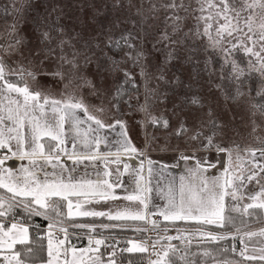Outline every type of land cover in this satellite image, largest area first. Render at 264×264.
I'll use <instances>...</instances> for the list:
<instances>
[{"label":"rangeland","instance_id":"rangeland-1","mask_svg":"<svg viewBox=\"0 0 264 264\" xmlns=\"http://www.w3.org/2000/svg\"><path fill=\"white\" fill-rule=\"evenodd\" d=\"M7 1L0 0V56H3L12 68H16L17 62H20L38 73L36 80L27 75L23 76V82L27 83L31 90H39L42 96L62 102L69 98L73 101L82 100L88 107V113L78 109L77 111L79 116L84 117L88 126L97 127L94 121L87 120V115L95 116L102 121L106 132L112 134V131L119 130L123 139L139 154L185 150L177 156L175 165L180 184L183 178L185 185L198 186L199 180L203 178L207 179L210 185L223 182L224 179L231 180L234 187L242 185L238 187L235 200L231 196L225 197L224 219L216 223L239 222L237 225L246 227L245 231L221 233L226 235L223 243H191L196 236L190 233L177 239L178 242H189L186 247L225 245L229 240L240 238L242 242L239 246L236 244L237 241L233 242V245L237 246L235 253L247 259L264 257V225L251 229L247 227L264 220V215L259 217L253 214L250 208L245 211L248 204L258 207L256 205L264 202V196H259L255 201L251 198L264 189V171H261L264 169V156L260 155L264 150V112L258 102V94L264 91V84L261 81L255 82L252 78L247 82L229 80L227 67L221 65L223 56L219 59L220 55L214 52L215 50L208 49L209 46L206 45L210 43L209 39L207 42L206 34L197 29V20L193 15L191 18L181 16L182 20L177 22L180 24V31L176 33H173L172 26L169 27L172 22L164 21L165 16L157 11L153 16L147 14L144 28H140L134 15L141 4L151 6V0H19L18 3H22V7L17 4L16 11H10V14L6 15ZM34 8L39 11L37 21L32 12ZM135 23L136 31L127 37L134 47L130 49L125 44L124 49L112 51L109 38L116 41L117 37H126L125 31L134 28L132 25ZM12 25L16 26L15 30L12 29ZM59 29L63 31L59 32ZM43 31H49L54 37L50 45L41 43L40 33ZM165 32L171 36L172 41L177 42L161 40ZM14 38L23 41L19 50L24 53V57L7 53L6 49L8 45L14 43ZM60 40L67 42L62 50L57 47ZM49 46L55 51L46 56L43 50ZM250 48L257 51L253 47ZM74 50L79 53L76 69L59 59L62 51L71 59ZM36 51H39V56L30 55ZM140 51L144 54L142 63L148 75L147 80L141 75V68L134 65L131 58L125 55L127 52L136 55ZM85 56L90 57L88 62H85ZM29 59L32 60L31 65L28 64ZM259 59H262L261 56ZM113 61L119 64V70H112ZM256 62L255 60V66ZM125 71L131 74L128 79L138 83L139 90L130 94L128 101L117 106L114 97L117 87L126 80ZM57 72L61 73L63 78L55 75ZM11 75L20 76L18 73L6 76ZM160 76H163V79H159ZM85 81H91L99 92H94L93 87ZM146 87L154 89V95L146 93ZM238 92L242 95H238ZM193 98L199 103H192ZM100 108L104 111L97 110ZM164 121H167V125ZM82 131L87 132L88 127L85 126ZM209 137L212 138L211 145H208ZM201 148H206L202 151L217 153L210 152L203 156L197 153ZM220 149L221 152H218ZM252 152H255L254 156ZM215 156L216 161L213 160ZM253 174L254 178L248 180ZM241 176L244 179L238 180L237 177ZM231 190L229 188V191ZM68 201L72 202L73 215H68ZM84 201L85 199L79 198L57 200L53 206L56 211L47 210L42 215L60 224L62 230L66 229L68 233H89L88 229L80 228L89 226V223L74 221L75 218L84 216L77 213L89 211L88 202ZM185 220L205 222L204 219ZM75 225L79 227L67 228ZM90 225L113 226L105 223ZM68 233L63 234L60 239L64 243L59 247V257L54 264H59L65 259L70 264L73 248L76 249L78 260L86 264V261H89L90 250L87 252L84 250L90 249L88 243ZM249 235L255 237L253 239L256 245L246 242L245 238ZM27 238L25 246L30 247L38 241H43L45 246L40 255L45 257V260L29 258L18 248L17 243L11 249L6 245L0 246V256L4 264H9L6 257H10L14 252H20V259L24 264H47L51 259L48 256L49 240L51 239L54 246L59 243L52 238L36 239L29 231ZM69 244L71 246H68ZM129 244V248L136 245L147 249L139 241H130ZM176 246L160 247L157 257L151 264L161 261L165 251ZM179 247L181 250V246ZM65 249L68 250L67 255ZM93 253L105 256L103 264H109L110 260L115 261L120 257L105 251ZM11 264H15V261L13 260Z\"/></svg>","mask_w":264,"mask_h":264},{"label":"snow or ice","instance_id":"snow-or-ice-1","mask_svg":"<svg viewBox=\"0 0 264 264\" xmlns=\"http://www.w3.org/2000/svg\"><path fill=\"white\" fill-rule=\"evenodd\" d=\"M221 3L223 5V9L225 12L229 11L230 9L232 11L236 12V16H239V11H236V4L241 3V0H233L232 5L228 3V0H221ZM165 9H171L173 10V15L167 17V19L172 20V30L173 33H176L180 31V24L177 23L178 21L182 20V17L178 15L179 10L183 9L184 11H187V7L183 3V0H180L179 3H177V0H169L168 3L161 5ZM214 5H209V7H213ZM252 5H248V7H251ZM264 7V5H261ZM155 9V5L152 6ZM243 7V4L241 3V8ZM203 11V7L201 8ZM221 14V13H218ZM225 20H227V16L224 17ZM207 19V18H204ZM15 25H12V29L15 30ZM208 27H211L209 25ZM260 27L264 29V24H261ZM220 30H227V25H221ZM218 30V34L219 31ZM248 30L251 31V25H248ZM59 32H62V29L58 30ZM205 34L208 32V28H205ZM231 32H228V35H231ZM187 35V34H185ZM40 39L41 43H47L51 44V41L54 39V37L51 36L49 31H43L40 33ZM251 39V37H249ZM260 39L264 40V32L260 34ZM125 41V44L128 48H133L134 45L131 44V42L127 39V37L122 36L120 40L112 41L111 38H109V43L112 44L114 47L120 48L122 47L120 41ZM161 40L170 41L172 43H176L177 41H172L171 36L165 32L163 36L161 37ZM23 41L19 38H14V43L8 45V49H6L7 53L9 55H20L21 57H24V53L21 52L20 46H22ZM67 43L64 40H60L57 44V47L63 49L64 44ZM235 47V45L233 46ZM248 52H252L251 48L246 49ZM45 52V55H51L54 53L55 49H53L51 46L47 47L43 50ZM39 51H36L35 53H31L30 55L39 56ZM79 53H77L75 50L73 51L71 59L68 58L66 54L60 55L59 59L62 60L64 63L72 65L73 69H76L78 67L76 61ZM126 56L130 57L133 61L134 65L141 68V75L144 76L145 80L148 79V75L143 67V57L144 54L142 51L138 52L136 55H132L131 52L125 53ZM253 55H256L259 57V53H253ZM90 60V57L85 56V62H88ZM42 63V61H41ZM28 64H32V60H28ZM262 67H264V60H262ZM7 69V72H6ZM112 70L116 71L119 70V64L115 61L112 62ZM18 73L22 78L23 76L27 75L32 78V80H36L38 73L32 71L30 68L25 67L23 63L17 62V67L12 68L10 65H8L7 61L3 58V56H0V81L3 82V84H0V95L3 94L4 91L8 93H17L19 96L22 97V100L19 98L16 99H9L8 97H5L8 99V105L5 107H0V125L5 124V121H11L13 127L8 129V132L11 133L13 131H17V135L15 137L9 135L5 138L4 132L0 130V148L8 147L9 151H11V147L9 146V141L12 139H15L17 141V148L20 150V156L21 158L25 156H40L45 158L47 162H51L52 159L59 160V156L52 157L51 155L45 157L44 154V146L43 144H39V138L43 135L51 136L53 140L58 141L55 148L52 149V151H66L65 149L61 148L60 145L64 144L63 139V126L65 118L67 117L70 121L73 122V126L75 127L76 131L79 132V125L83 123L81 119L76 115L75 110H81L84 113H88V107L85 106V104L82 102V100H75L73 101L71 98H69L67 101H59V100H49L47 96H43L42 93L39 90H31L27 83H24L23 86L18 85L14 82H9L5 79V76L7 74H14ZM55 75H60L61 78H63L62 74L57 72ZM124 75L126 77L125 83H131V80L128 79L131 74L127 71L124 72ZM159 79H163V76L158 77ZM89 86L93 87L94 92H99L98 89H95V86L92 85L91 81H85ZM121 89L117 88L116 94L114 98L120 97ZM146 93H151L154 95L155 90L154 89H147L146 87ZM238 95H242V93L238 92ZM146 103H147V96H146ZM192 103L196 104L199 103V101L196 98H193ZM45 105H50L51 110L53 112H59V120L57 121V127L58 131L53 132L51 131L50 126L45 125L44 128H41V125L39 123V117L35 115L37 110L41 114L44 112ZM202 106V105H201ZM142 109L144 106H141ZM254 107H256L254 105ZM98 111L103 112L104 109L100 108L97 109ZM31 114V115H30ZM211 114V113H209ZM26 119L30 120V123L32 124V140L34 142V147H32L31 152H25L23 151V137L18 132V129L24 127V122ZM87 120L94 121L97 125V131H99L100 128L104 127V124L100 119H97L93 115H87ZM212 123H216L215 121H211ZM164 124L167 125V121H164ZM91 128V126H89ZM183 127V125L181 126ZM87 135V133H85ZM215 135V134H214ZM195 138V137H193ZM95 143L97 144V147L99 145V140H96ZM212 144V138H208V145ZM124 150L125 151H135V148H133L130 144L125 142L124 144ZM12 155H17L16 152H12ZM252 155H255V152H252ZM261 156H264V150L260 152ZM72 156H77V153L73 152ZM6 158V157H5ZM86 159H96V155H88L85 156ZM119 159V157H117ZM31 164H35V160L30 159L29 161ZM4 163V159H0V165ZM149 164H151V161H149ZM55 167V165H53ZM199 171V169L197 170ZM261 171H264V169H261ZM25 173H28V169H24ZM151 173V169H149V174ZM31 175V173H29ZM255 174L248 177V180H252L254 178ZM238 180H243L244 177H237ZM89 189L90 194L92 195H98L105 198H111L116 199V197L112 194L111 191H100L97 187L93 185V182L87 181L86 182ZM104 184H107L108 189H112L113 185L108 184L107 181L103 182ZM242 186V185H241ZM238 186V187H241ZM0 187L7 188L8 192L12 193V199H15L16 196H23V197H31V200L25 204V207L33 212H35L36 215L45 214L49 208H51L54 212L56 209L53 207L52 204L48 203L49 197H62L63 199L67 200V197L69 195H81V194H89V193H82L80 191H77L78 188L83 187L82 185H75L71 183H64L62 179L57 177L56 180L52 181L51 183L45 181L43 184H41L39 181L33 182L32 180L26 179L23 184H6L3 182V180H0ZM238 187H234L231 180L224 179L223 182H216L210 185L209 181L207 179L201 178L199 180L198 186H193L191 184L185 185L183 182V178H181V184L179 188V202H176V198L171 195L172 189H169V199L168 204L169 207L167 209H164L161 211V215L164 217L165 220H177V219H204L205 222L212 224L216 223L218 220L222 221L224 219L223 217V211H224V201L226 196H231L233 200L237 198V192ZM229 188L232 190L229 191ZM147 191L146 188L141 187L140 194L139 195H130L126 197L128 200H138L140 204L143 205V209L137 210L135 212H129L127 210L123 212H117L115 215L107 214L108 218L111 220H122V219H131V220H145L146 219V210L148 205L145 203L144 193ZM259 196H264V189L257 195L251 197L254 201L258 199ZM33 205H36L37 207H33ZM253 204H248L245 208V211H247V208L253 207ZM258 207L264 208V202L259 203L256 205ZM12 205H8V209H11ZM79 207V206H77ZM0 208H4V201L0 199ZM68 215H73L71 209H72V202L68 201ZM6 211H0V216H4L6 214ZM79 215L84 216H104L106 215L103 212H79L77 213ZM153 224L155 221L152 222ZM107 227V226H106ZM62 231L66 232V229H63ZM27 228L18 227L17 224H11V227L7 230L4 229V225L0 223V246H7L9 249L13 248V246L17 243L19 244H25L28 242L27 238ZM210 235L212 240H216L217 237L211 234ZM168 239H173V237H169ZM64 241L61 240L59 243L54 246L51 239L48 242V256L51 257V259L48 260L47 264H54V261L58 259L59 257V247L60 245H63ZM91 243V242H90ZM104 241L97 239L95 240L96 245L103 244ZM95 251L98 252L99 248L96 249H85L84 251ZM128 251H146L147 249L143 246H136L134 245L132 248L127 249ZM30 252L31 249H28ZM72 260L70 264H83L82 260H78L76 256V249H72ZM68 250L65 249V255H67ZM55 253V255H54ZM114 255V253H113ZM165 257H167L168 253L165 252ZM207 255V253H205ZM252 258V257H250ZM9 264L14 260L15 264H24V261L20 259V252H14L10 257H6ZM261 259H264V257H261ZM97 264H103V261L100 259L99 256L96 257ZM64 264H69V261L65 259ZM109 264H115L114 260H110ZM153 264H161L160 261L153 262Z\"/></svg>","mask_w":264,"mask_h":264},{"label":"crops","instance_id":"crops-1","mask_svg":"<svg viewBox=\"0 0 264 264\" xmlns=\"http://www.w3.org/2000/svg\"><path fill=\"white\" fill-rule=\"evenodd\" d=\"M5 79L9 82H13L7 76H5ZM14 83L23 86L21 83ZM0 84H3V82L0 81ZM5 97L9 99L19 98L22 100L19 94L4 91L3 94L0 95V107L8 105V99ZM75 111L76 115L83 123L79 125L80 132H77L73 126V122L67 117L65 118L63 126L64 144L60 145V147L66 151H52L58 141L53 140L51 136L43 135L39 138L38 143L43 144L45 157L49 155L55 157L58 155V161L52 159L51 162H47L45 158L40 156H25L21 158L20 150L17 148V141L12 139L9 141L11 151H9L7 146L0 148V159H4V163L0 165V180H3L6 184H23V182L28 179L33 182L39 181L43 184L45 181L51 183L59 177L64 183L82 185L83 187L78 188L77 191L89 194L69 195L67 198L85 199L84 202H88L89 205V212H103L106 214L104 216L89 215V219H96L99 217L109 219L107 215L109 213L115 215L117 212H123L125 210L135 212L143 209V205L140 204L138 200L126 199V197L130 195H139L141 187L147 189L144 193L145 203L148 205L146 219L126 220L144 224L152 215L157 213L161 214L162 210L169 207L168 199L170 188L172 189L171 195L176 198L177 203L179 202L180 182L179 173L175 165L177 163V156L180 153H184L185 150H163L143 154L130 150L125 151L124 144L126 141L123 139L122 134L119 133V130L112 131L111 134V132L108 133L103 128L97 131V127L93 125L90 128L83 119L84 117L79 116L78 111ZM35 115L39 117V123L42 129L45 125H48L51 131H58L57 121L59 120L60 113L53 112L50 105H45L43 114L37 110ZM85 126L88 127L87 132L82 131L85 129ZM12 127L11 121H5V124L0 125V130L4 132L5 138L9 135L13 137L17 135V131L8 132V129ZM18 132L23 137L22 150L31 152L32 147H34V142L32 140V124L29 119L25 120L24 127L18 129ZM85 133H87V135H85ZM96 140H99L98 147L95 143ZM202 149L206 148L198 149L200 151L197 153L203 156H205L206 153L210 154V152H214L213 154L217 153L216 151L209 150L202 151ZM12 152H16L17 155H12ZM73 152L77 153V156H72ZM218 152H221V149ZM88 155H96L97 158H84ZM117 157H119V159H117ZM124 158L127 159L124 160ZM30 159L35 160V164H31L29 162ZM213 160L216 161V156ZM149 161H151V164H149ZM53 165H55V167ZM24 169H28V173H25ZM149 169H151L150 174ZM29 173H31V175H29ZM87 181L93 182V185L100 191H111L116 199L90 194V189L86 183ZM104 181L113 185L112 189H108L107 184L103 183ZM2 191L12 196V193L8 192L7 188L0 187V193ZM3 193L1 194L4 195ZM4 196L7 197L6 195ZM16 197L31 199V197ZM57 197L62 198L59 196ZM51 198L53 197H49L48 199ZM48 203L54 205L52 200ZM252 208L253 207L250 209ZM178 222H189L196 225L209 224L207 222L187 221L185 219L165 220L163 217V223ZM212 224L219 225V223ZM193 228L201 229L197 226H193ZM147 251H143V253L147 254ZM93 252L95 251L90 250L89 256L93 255ZM155 257L152 258V261Z\"/></svg>","mask_w":264,"mask_h":264},{"label":"trees","instance_id":"trees-1","mask_svg":"<svg viewBox=\"0 0 264 264\" xmlns=\"http://www.w3.org/2000/svg\"><path fill=\"white\" fill-rule=\"evenodd\" d=\"M19 0H8L6 3L7 13L10 14V11H14L17 8V4H20V8L22 7V3H18ZM151 6H145L144 4L140 5V9H138L137 14L134 15L140 24V28H144V23L146 21V15H154L157 11L165 16V20L171 21L167 19V17L173 15V10L165 9L161 5L166 4L169 0H151ZM180 0H177L179 3ZM183 3L187 7V11L183 9L179 10V16H187L190 17L193 15L197 20V29L201 30L205 33V28H208V32L206 34V39L209 44L208 49L215 50L214 52L218 53L219 59L223 56L221 65L223 67H227L228 69V78L231 81H241L247 82L251 78L253 81L258 82L261 81L264 84V67H262V60H264V40L260 39V34L264 32V29L260 27L261 24H264V0H241L243 7L241 8V3L236 4V11H239V16H236V12L231 9L227 12L224 11L221 0H183ZM228 3L232 5L233 0H228ZM214 5L213 7H209V5ZM155 5V9L152 7ZM248 5H252L248 7ZM203 7V11L201 8ZM16 11V10H15ZM35 15V21L38 19V10L34 8L32 10ZM221 13V14H218ZM225 16H227V20H225ZM7 17V16H5ZM198 17V19H197ZM207 18V19H204ZM137 23V22H136ZM132 25V29H127L125 34L126 37L131 35V32L136 31L137 24ZM168 23V22H167ZM172 26V23H170ZM251 25L252 30H248V25ZM211 25V27H208ZM221 25H227V30H220ZM202 28V29H201ZM218 30L219 34H218ZM228 32H231V35H228ZM251 37V39H249ZM121 37H117L116 40H120ZM122 47L117 48L110 44L112 51L118 52L126 46L124 41H120ZM235 45V47H233ZM253 47L257 51L248 52L246 49ZM251 53V54H250ZM253 53H259L262 59H259ZM257 61L255 66V60ZM254 66V67H253ZM8 78L13 82H18L23 84V78L21 76H8ZM254 78V79H253ZM121 89L120 97L116 98L117 106H120L122 102L128 101L130 94L136 93L139 90V85L135 80H131V83H125V80L117 87ZM117 90V89H116ZM258 102H260V109L264 112V91L262 94H258ZM225 152V151H222ZM2 191L1 193H3ZM7 197L12 199V196L7 195L5 192L3 193ZM63 198L53 197L48 199V202L52 200L55 203L57 200H61ZM14 201L18 202L25 206L31 199L30 198H19L15 197ZM55 205V204H54ZM53 205V206H54ZM33 207H37L33 205ZM6 211L8 215H17L19 211L14 210L12 207L8 209V204L4 203V208H0V211ZM253 214L262 217L264 215V210L261 207H253ZM48 211H53L51 208ZM54 212V211H53ZM77 223H105L106 225H113L118 227H123V229L119 230L123 234L128 230L126 228L133 227L136 225H141L143 223L131 222L126 219L122 220H111L106 218H96L89 219V216H81L74 219ZM239 223V222H238ZM237 223V224H238ZM166 226L170 227H193L197 226L201 229L212 230L220 233H229L233 234L236 231H245L246 227L238 226L234 222H224L223 224H202L196 225L194 223L189 222H178V223H163ZM264 225V220H259L254 224L247 226L248 229L255 228L258 226ZM255 238L251 235L247 236L246 242L252 245L255 244ZM244 239V240H245ZM229 240V239H228ZM237 241V245H240V238L237 240L232 239L229 240L225 245L222 244H214V245H190L185 248L184 251L180 250L179 246L170 247L166 252L168 253L167 257H163L160 261L161 264H264L263 259L258 258H243L236 251V244L233 245V242ZM249 241V242H248ZM34 244V243H32ZM43 241H38L33 245V247L25 246V244H18V248L22 250V252L26 253V255L31 259H40L45 260V257L40 255V252L43 251L44 247ZM68 246H71L70 244ZM28 249H31L29 252ZM102 253V252H101ZM207 253V255H205ZM103 254V253H102ZM115 264H147V254L143 252H132L125 253L118 257L115 260Z\"/></svg>","mask_w":264,"mask_h":264},{"label":"built area","instance_id":"built-area-1","mask_svg":"<svg viewBox=\"0 0 264 264\" xmlns=\"http://www.w3.org/2000/svg\"><path fill=\"white\" fill-rule=\"evenodd\" d=\"M0 199L6 204H11L14 210L19 211L17 215L0 216V223L4 225V229L10 227L11 224H17L18 226L27 228L32 236L36 239L52 238L56 243L60 241L63 234H67L68 231H62L61 225L57 222H53L46 217L36 215L35 212L27 209L24 205L19 204L11 198H7L0 193ZM155 221L153 224L152 222ZM79 226L67 227L69 229H77ZM80 228L88 229L89 233L76 234L69 232L71 236H77L80 240L88 243L91 249L99 248V251H105L114 253L115 256H121L128 252L130 241H139L143 243L148 251L147 258L148 264L152 263V258L157 256L159 248L162 246H181V251L189 244V242H178L177 239L183 238L186 234H194L195 239H192L191 243L203 244V243H223V238L226 235L217 233L211 230L185 228V227H170L163 224V216L161 214H154L144 224L136 225L126 228L128 231L123 234L119 230L123 227L118 226H80ZM111 228L118 229L114 231ZM109 230H112L109 231ZM88 232V231H85ZM217 237L216 240H212L210 235ZM173 237V239H168ZM103 240L104 243L96 245L95 240ZM91 242V243H90ZM65 260L60 261L59 264H64ZM0 264H4L3 258L0 256Z\"/></svg>","mask_w":264,"mask_h":264},{"label":"water","instance_id":"water-1","mask_svg":"<svg viewBox=\"0 0 264 264\" xmlns=\"http://www.w3.org/2000/svg\"><path fill=\"white\" fill-rule=\"evenodd\" d=\"M99 256L101 260L105 259V256L99 253H95L93 255L89 256V261H86L87 263H92V262H96V257Z\"/></svg>","mask_w":264,"mask_h":264}]
</instances>
